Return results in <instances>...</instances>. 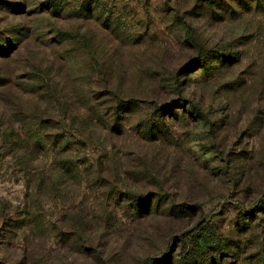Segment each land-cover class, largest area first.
<instances>
[{
  "label": "rangeland",
  "instance_id": "obj_1",
  "mask_svg": "<svg viewBox=\"0 0 264 264\" xmlns=\"http://www.w3.org/2000/svg\"><path fill=\"white\" fill-rule=\"evenodd\" d=\"M52 2L0 0V264H264V0Z\"/></svg>",
  "mask_w": 264,
  "mask_h": 264
},
{
  "label": "trees",
  "instance_id": "obj_2",
  "mask_svg": "<svg viewBox=\"0 0 264 264\" xmlns=\"http://www.w3.org/2000/svg\"><path fill=\"white\" fill-rule=\"evenodd\" d=\"M57 2H58V0H53L52 3H57ZM210 6L213 7L212 4ZM54 8H56V6H53V9ZM53 33H55V36L57 39L64 37V34L62 32L54 31ZM185 39L188 43L194 41V37L190 33H187V36L185 37ZM199 65H200V67H204V68L207 67L206 53L201 54V57L199 59ZM187 107H188V109H190L189 115L194 116V117H203V118L198 119V120H201L202 124H205V125L209 124L208 119L204 118V114L202 113V111H200V109L198 108V106L196 104L190 102V104ZM155 109H157V111L161 115H165L166 113H167V115H171L174 111V108L170 104L169 105H160L158 108H155ZM134 200H135L134 204L139 206V208H140L141 202L138 199H134ZM199 241L202 245H205V240L203 237H199Z\"/></svg>",
  "mask_w": 264,
  "mask_h": 264
}]
</instances>
